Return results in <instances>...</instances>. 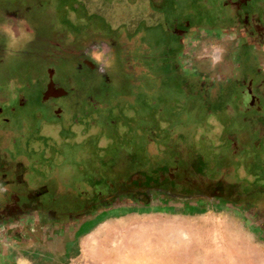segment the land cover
Listing matches in <instances>:
<instances>
[{
    "label": "rangeland",
    "instance_id": "rangeland-1",
    "mask_svg": "<svg viewBox=\"0 0 264 264\" xmlns=\"http://www.w3.org/2000/svg\"><path fill=\"white\" fill-rule=\"evenodd\" d=\"M149 7L159 14L148 15ZM166 8L164 2L151 0H0V18L6 20L4 10H23L24 15L21 24L8 29L10 37L0 33V94L5 96L10 124L20 133L4 132L0 144L9 148L22 133L26 135L24 147L4 151L2 161L22 153L31 157L20 158L24 168H31L26 183L53 200L50 208L60 213L59 224H64L66 213L77 215L66 232L60 228L72 237L65 248L68 255L79 253L77 259H70L72 264H264V132L201 125L190 139L191 130L173 120L181 115L151 112L149 97L163 89L155 78V82L138 83L140 54L134 49L124 53V60L121 54H114V61L113 55L105 56L96 71L78 67L76 51L82 52L95 40L121 38V30H130L134 23L168 21ZM0 26L6 22L0 19ZM157 30L162 39L158 35L156 40L163 42L162 30ZM16 36L20 37L12 39ZM146 52L153 56L156 51ZM213 53L217 57L206 40L192 51L203 66L218 69L221 62L214 64ZM43 59L55 60V81L68 92L60 99V117L42 108L47 75ZM125 59L135 65V71ZM171 75L163 76L167 94L158 100L168 107L174 102ZM22 100L26 106L18 108ZM38 109L44 119L36 114ZM239 131L253 136H247L245 150L234 157L222 148L233 142L229 134L238 136ZM218 141L220 147H211ZM252 141L258 144L260 161L246 155ZM186 144L198 150V164L210 177L199 172ZM176 160V181L188 192L170 191L168 177L162 180L161 190L150 189L143 180L142 185L130 182L142 177L141 170L166 167L163 176L169 175V165L173 167ZM128 184L133 186L129 191ZM141 189L142 199L152 197L146 205L136 204L134 198ZM222 189L227 196L221 198ZM122 190L128 193L119 194ZM195 191L203 193L193 196ZM107 197L114 199L104 209H96ZM92 203L93 209L83 210ZM42 225L35 226L36 236L51 233L53 223H48L49 230Z\"/></svg>",
    "mask_w": 264,
    "mask_h": 264
},
{
    "label": "flooded vegetation",
    "instance_id": "flooded-vegetation-1",
    "mask_svg": "<svg viewBox=\"0 0 264 264\" xmlns=\"http://www.w3.org/2000/svg\"><path fill=\"white\" fill-rule=\"evenodd\" d=\"M156 3H162L164 2L167 6V8L164 10L166 14H169L170 17L164 20L172 34V41L170 43V52H169V57L173 58L174 51L177 50V48L181 47L182 44L185 42V34L184 31L187 30L188 25L191 21V14L192 11L187 8L185 5L186 0H169L164 1V0H151ZM202 0H198V4L195 6L198 9V12L202 11L201 10V4L200 3ZM218 4V0H214L213 4L211 5V9L213 10L216 9ZM236 12L238 15V23L240 26V29L245 31L237 35V41H238V48H237V54L242 57L240 60L242 61L243 65H245L244 68V75L245 77L240 76V82L239 86H242L243 92L249 96L250 98H244L243 101L247 103V108L252 109L255 111L261 112V108L264 107V98L261 97L262 93L264 92L263 90V85H264V79L262 82H259L258 84H255L254 81H247L245 82L243 79L244 78H250V76L256 77L260 72L257 69H254L251 65V58H254L253 61L257 58V50L258 49H263L264 48V16L262 15V12L258 10V7L253 4L252 0H244L242 2L239 1V3L236 6ZM150 8V7H149ZM151 9V8H150ZM195 9V10H196ZM152 10V9H151ZM163 10V9H162ZM195 10L193 11L195 13ZM6 16V20L4 18H0L1 22H6V26H0V30L2 34H6L7 37L9 36V33L7 32L8 29H10L11 25H16V24H21L20 22L23 21L22 17L24 15H21L20 13L23 12V10H11L3 11ZM185 12V13H184ZM156 15L158 12L155 10H152L148 13V15L152 14ZM159 14V13H158ZM183 14V15H182ZM225 17V16H224ZM131 18V17H129ZM229 20V19H228ZM146 21V22H145ZM149 20H144V22H141L137 25V23H134V26L130 29L127 30L126 28L122 29L124 33L122 34L123 37H118V39H113L110 38L108 41H92V43L88 44L85 46L82 52L76 51L78 57V67L79 68H87V69H92L96 71L99 68H102L103 63V58L105 56L114 57V54L120 55L121 58L124 60L126 58L125 54H129L128 51H132V49L135 50V52H139L140 56L139 58V63H137V66L140 67H145L147 64L150 65H155L160 66L162 63V55L161 53H158L159 49H162L165 43V39L162 41L156 40V37L160 35L158 33V28H160L161 34L165 37V34L163 32V25L166 24L164 21H159L157 23H152L148 22ZM224 21L226 19L224 18ZM260 23L262 25H260ZM143 36V37H140ZM20 36H16L12 39L17 40ZM92 37V36H91ZM166 38V37H165ZM159 39H162V36L160 35ZM134 47V48H133ZM8 51L10 50L7 48ZM74 49V48H73ZM72 49V50H73ZM151 51H156L153 56H150L147 54V50ZM6 51V49H3V51ZM13 50V49H12ZM22 52L25 50L20 49ZM19 50V51H20ZM6 51V52H8ZM74 51V50H73ZM72 51V52H73ZM14 52V51H13ZM115 57L113 58L114 61ZM127 62V65L130 67L134 66L133 69L135 71V65L130 64L128 59H125ZM44 65L46 66L45 70L47 72L46 78H44V88H43V95L41 96V101L43 103L42 107L43 109H46V112L54 116H61L63 107L60 104V99L63 96L67 95V91H64L63 89L60 88L59 85H57L55 81V75L57 73L56 70V62L54 59H46L44 60ZM124 63V65H126ZM113 64V63H111ZM251 65V66H250ZM252 67V68H251ZM134 71H130L132 74H134ZM263 73V72H262ZM51 74H52V79L55 83V87L59 91H64V93H61L60 95H49L46 98V91L48 89V84L51 80ZM253 77V78H254ZM261 78V75L259 76ZM59 93V92H58ZM21 101V100H20ZM0 142L2 140V136L4 135V132H9V133H15L18 134V128L14 127L13 125L10 124V116L5 113L3 103L5 102V96H1L0 94ZM21 108L23 106H26V101L22 100L20 103ZM163 105H167V103H161V107ZM24 108V107H23ZM11 109H14L13 107ZM16 109H14V113ZM253 111V112H254ZM40 109H38V113L36 114H41L43 115L44 119V114ZM261 115V114H260ZM259 115V116H260ZM257 115L253 114H247L246 116L243 115L244 119H250L253 117H256ZM239 119V118H238ZM259 119V117L257 118ZM174 120V119H173ZM237 127V125H235ZM231 128L227 129L230 130ZM20 134V133H19ZM26 135L22 133V136L20 135L19 138L17 139L16 143H11V146H7L9 148H3L0 144V237H6V236H11V237H22L25 236L27 233V230L32 229V224L34 226V230H36L35 226L39 224H43L42 228H47L49 230V225L48 223H53V225L50 227V234H61V229L63 228L64 231H67L74 223V216L76 217L77 215H73L71 213H66V215H63L66 217V219H63L64 224H59V221H62L60 213L57 212V210H53L50 207L52 206V201L51 199H46V197H42V192L39 191L36 192L35 190L30 188V183H26L27 180V174L29 175L30 167L24 168L25 162H23L24 159L20 158H31L24 156L25 153H22L18 156H14V159H10L9 157L7 158L6 161H2V154L5 156L6 153L4 151L11 149L12 151L22 149L21 147H24L21 145L23 138ZM23 137V138H22ZM8 145H10L8 143ZM14 146V147H13ZM18 146V147H17ZM17 147V148H16ZM223 149V148H222ZM7 155V154H6ZM23 155V156H22ZM175 165L172 167L169 165L170 171L169 175H162L161 179H159L157 184H151L149 185L150 189H159L161 190L162 187H159L163 183V179L170 180V185L172 190L170 191H176L178 192H183L187 191L183 188V186H180L179 182L177 183V168H178V160L173 162ZM171 163V165H173ZM168 167V166H167ZM173 168V170H172ZM33 171V170H31ZM172 171V172H171ZM32 173V172H31ZM25 182V183H24ZM168 189V188H167ZM142 190V189H141ZM137 192L136 196L134 197L136 200V204L142 203L143 205L148 204L151 200V198L148 199H142L141 195L139 193L143 192L142 191ZM145 190V189H144ZM169 191V189H168ZM188 192V191H187ZM128 191L122 190L120 191L119 194L126 195ZM203 192L200 191H195L193 196L195 194H200ZM205 193V191H204ZM219 196L222 198V196H227L223 189L222 192L218 193ZM110 196V195H109ZM177 197H179L177 195ZM109 199V200H108ZM114 198L107 197L101 200L99 204L92 203L90 206V209H83L85 211H90L95 207L97 208H103L106 204H108L110 201H113ZM155 199V198H154ZM77 203V202H76ZM99 205V206H98ZM89 206V205H88ZM104 209V208H103ZM69 216V217H68ZM68 217V218H67ZM47 222H46V221ZM57 221V222H56ZM73 223V224H72ZM76 224V223H75Z\"/></svg>",
    "mask_w": 264,
    "mask_h": 264
},
{
    "label": "crops",
    "instance_id": "crops-1",
    "mask_svg": "<svg viewBox=\"0 0 264 264\" xmlns=\"http://www.w3.org/2000/svg\"><path fill=\"white\" fill-rule=\"evenodd\" d=\"M213 1L202 0L200 2L202 3V11L198 12L199 8L196 9L197 7H195L198 0H186L184 3L192 11V16L187 30L184 31L185 42L174 51L173 58H170L172 34L168 24H164L162 29L166 38L162 47L163 58L159 66L161 67V69L159 68L160 71L157 70V64L153 65L156 70L150 69L148 67L150 64H147L145 67L137 69L136 73L141 72V70L142 72L145 71L144 75L147 78L143 82L147 80L155 82L156 80L161 83L160 88L163 91L158 92L160 95L156 93L149 97L154 106V111L151 112L181 115L182 118L177 120L175 118L174 121L178 126H185L186 130L195 132L201 128V125H209L208 128L211 129L221 126V129L227 130L241 122L244 123H241L240 127H251L253 130H257V118L260 114H264V107L260 109L261 112L254 111L253 107L248 109L247 103L243 99H249L250 95L247 96L243 92V87L238 85L239 77H245L243 68L245 65L240 60L242 57L237 54L238 41L236 37L240 31H245L243 28L240 29L236 6L239 1L244 0H218L214 11L210 10ZM252 2L264 16V0H252ZM260 25L262 24L260 23ZM204 40L209 43L214 52H218L217 57H214V53L213 56L211 55L214 64L221 62L218 69H214L213 66H203L202 62L195 59L192 54L196 46ZM214 40L224 42V48L212 44L215 43ZM253 59L251 58V65L260 73L256 77L250 76V78L243 80L245 82L251 80L258 84L264 79V48L258 49L257 58L254 61ZM167 72L172 74L170 84L175 88L172 92L174 102L173 106L163 105L161 107L158 100L167 94L165 90L167 82L163 79ZM158 82L155 83L157 86L160 84ZM262 88L264 90V85ZM147 95L145 92L144 96ZM261 95L264 98V92ZM143 108L146 112V107ZM247 114L257 116L244 119L243 115L246 116ZM209 116H216L220 121H212ZM219 143L220 141L215 142L211 147H220ZM31 226L32 229H28L25 236L0 237V264H72L73 260L70 259L79 257V253L76 255V252H73L70 253L73 255H68V251L65 250L67 243H71L68 241L72 239L69 234L51 235L48 233L46 236H36L33 224Z\"/></svg>",
    "mask_w": 264,
    "mask_h": 264
},
{
    "label": "trees",
    "instance_id": "trees-1",
    "mask_svg": "<svg viewBox=\"0 0 264 264\" xmlns=\"http://www.w3.org/2000/svg\"><path fill=\"white\" fill-rule=\"evenodd\" d=\"M144 73H145V71L142 72V70H141V72L137 73L138 76L136 75L138 83L140 85L143 83V80H145L147 78V76L144 75ZM241 123L243 124L244 122H241ZM241 123H239V125ZM239 125H237V127L240 128ZM257 125H258L257 130H253L251 127H246V128H248L249 130L252 129L253 130V131L251 130L252 133H256V131H258V130H262L264 132V114L259 116V119L257 121ZM234 128H236V127H232L230 129V131L231 130L234 131L235 130ZM193 132L194 131H191L189 134H187L190 137V139L192 138V135H193L192 133ZM251 132H250V134L249 133L248 134H244L243 131L242 132L239 131V135L238 136L236 134L233 135V133H230L229 136H231L230 138H231V140L233 142L228 147H224L223 150L225 149L224 150L225 152H228V153H230V155L232 154V156L234 155V157H237L239 154L243 153V151L245 150L244 143L248 139L247 136H250V135L253 136ZM189 137H187V138H189ZM216 138L220 139L221 135L220 136H216ZM207 141H209V140H207ZM253 145H255V144H253V141H252L251 145L249 144L250 148L249 149L246 148V150H247V154L246 155L248 157H250L251 159L254 158V159L260 161L261 160L260 155H259L260 152H256V148H257L258 144L255 145L256 147H254ZM186 147H188V151L190 152V155H192V156L194 155L196 157V161H197V155L200 154L198 152V150L196 151V149L194 147H192V145H188L187 146V144H186ZM218 168H219V166H218ZM218 168L216 170L220 169V168L219 169ZM197 169L199 170V172H203L204 174L209 175L208 177L211 176L209 173H207L205 167H202L200 164H198V161H197ZM155 170H156L155 168L153 170H151V171H149V170H141L140 176H142L143 178L140 177V178H138L136 180H135V178H131L130 182L132 184H140V185H142V182H140V181L143 180V183H145L146 185H151V184L155 185V184L158 183L159 179H161V176L164 174V171L166 170V167H164L162 169H158L156 171ZM153 171H155V172H153ZM131 187H133V186L131 184H128V187H127L128 189L127 190L129 191Z\"/></svg>",
    "mask_w": 264,
    "mask_h": 264
},
{
    "label": "water",
    "instance_id": "water-1",
    "mask_svg": "<svg viewBox=\"0 0 264 264\" xmlns=\"http://www.w3.org/2000/svg\"><path fill=\"white\" fill-rule=\"evenodd\" d=\"M59 92V93H58ZM61 93H64V91H59L56 87H55V83L52 79V74H51V80L48 84V89L46 91V98L49 96V95H60Z\"/></svg>",
    "mask_w": 264,
    "mask_h": 264
}]
</instances>
